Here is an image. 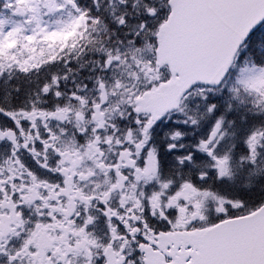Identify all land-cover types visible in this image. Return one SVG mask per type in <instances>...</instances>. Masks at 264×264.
I'll return each instance as SVG.
<instances>
[{"label": "snow or ice", "instance_id": "6c2138e0", "mask_svg": "<svg viewBox=\"0 0 264 264\" xmlns=\"http://www.w3.org/2000/svg\"><path fill=\"white\" fill-rule=\"evenodd\" d=\"M0 264H264V0H0Z\"/></svg>", "mask_w": 264, "mask_h": 264}]
</instances>
